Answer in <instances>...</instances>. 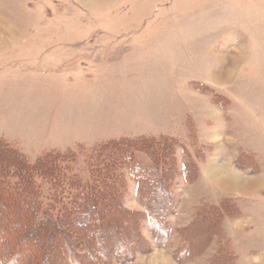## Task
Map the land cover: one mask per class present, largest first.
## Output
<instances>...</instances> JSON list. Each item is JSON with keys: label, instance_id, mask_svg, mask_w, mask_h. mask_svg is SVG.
<instances>
[{"label": "rangeland", "instance_id": "obj_1", "mask_svg": "<svg viewBox=\"0 0 264 264\" xmlns=\"http://www.w3.org/2000/svg\"><path fill=\"white\" fill-rule=\"evenodd\" d=\"M146 137L178 143L172 242L114 264H264V0H0V141L82 171ZM131 167L122 204L143 212ZM220 204L221 232L177 262L178 230Z\"/></svg>", "mask_w": 264, "mask_h": 264}, {"label": "trees", "instance_id": "obj_2", "mask_svg": "<svg viewBox=\"0 0 264 264\" xmlns=\"http://www.w3.org/2000/svg\"><path fill=\"white\" fill-rule=\"evenodd\" d=\"M176 145L168 138L156 142L147 137L111 142L93 152L82 171H74L67 156L49 153L30 163L0 141V264L125 263L154 247H169ZM139 151L151 159L145 169L138 166ZM129 166L145 204L143 212L122 204L128 188L124 169ZM227 209L220 204L200 211L191 224L179 229L182 241L174 259L183 263L201 255L221 232L220 219ZM144 220L153 245L139 231ZM220 261L223 256L211 264Z\"/></svg>", "mask_w": 264, "mask_h": 264}]
</instances>
